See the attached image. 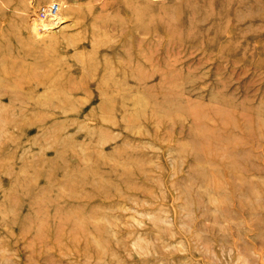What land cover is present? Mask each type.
I'll return each mask as SVG.
<instances>
[{
	"label": "rangeland",
	"instance_id": "obj_1",
	"mask_svg": "<svg viewBox=\"0 0 264 264\" xmlns=\"http://www.w3.org/2000/svg\"><path fill=\"white\" fill-rule=\"evenodd\" d=\"M0 26L30 52L0 66V264H264V0H0Z\"/></svg>",
	"mask_w": 264,
	"mask_h": 264
},
{
	"label": "bare ground",
	"instance_id": "obj_2",
	"mask_svg": "<svg viewBox=\"0 0 264 264\" xmlns=\"http://www.w3.org/2000/svg\"><path fill=\"white\" fill-rule=\"evenodd\" d=\"M51 6H52V3L49 4V5H47V6H44V9H43L44 10L43 12L46 15H47V13H49L51 15V17L50 18H47L46 17V19L37 17L38 21L37 20H33L32 21V30H29V31H31L32 33L33 32H35V33L38 32L39 30H38L37 26H39V25H40V27H43L42 28L43 31L47 30L46 28H48L49 31L56 30L55 27L58 26L57 25V22L60 21V19H61L60 22H63L64 18L57 11L59 9V7L56 9V12H53V14H51L50 13L51 12V8H50ZM179 8L181 9V7H179ZM40 10H41V8H40ZM180 12H181V10H180ZM198 21H199V18L196 20V24H197ZM53 22H56V24H54ZM60 22H58V23H60ZM196 24H194V25L196 26ZM0 28H1V26H0ZM44 28H45V30H44ZM224 28H225V31H226L227 30L226 29V25H225ZM35 35L37 36V34H35ZM228 35L230 36V32L227 30V34H226V37L227 38H229ZM180 38L182 40L183 36L180 37ZM10 46H11L10 50H8L5 53H3V54H5V56L2 55V57L0 58V66L4 65V63L7 62V63L10 64V65H8V66H10V69L12 67L13 68L14 67L17 68L18 65H20L19 64L20 62H22V61H28L27 58L30 55V52L28 50H24L21 45L13 46V44H10ZM12 51H13V53H12ZM14 51L20 52V54H16L17 56H15ZM134 54H135V51H134V53L130 54L131 57H132V59L131 60L127 59L125 63H123V62L118 63L119 61H117L116 64H109L108 63L106 65V67H108L107 73L105 72V74H106V78H105L106 86H109V88H110V85L122 84V83L126 84V81H127V83H130V82H128V80L131 81V82H135V74H134L135 72L134 71H132L131 73L128 72V67L131 65V63L134 62V60H133ZM127 62L130 63V65H127ZM25 64L28 65L27 67L24 66L25 69H27V72H29V68H31V69L38 68V61H34V60L31 61V60H29V62H27ZM132 68H133V70H135V67L134 66H132ZM4 72H6L7 74H9L10 71L7 68H5L4 69ZM6 81H7V78H6ZM125 89L127 90L126 92H122V91L117 90V92L115 93V96H117L118 98H123L122 96H127V98L135 99V89H134L133 85H129V87L128 88H125ZM114 91L115 90L111 91L110 94L113 95L114 94ZM150 106H152V105H150Z\"/></svg>",
	"mask_w": 264,
	"mask_h": 264
},
{
	"label": "built area",
	"instance_id": "obj_3",
	"mask_svg": "<svg viewBox=\"0 0 264 264\" xmlns=\"http://www.w3.org/2000/svg\"><path fill=\"white\" fill-rule=\"evenodd\" d=\"M50 8L52 9V11H54L55 8H56V4H54L53 7H50ZM41 11H42V14H43V11H44L43 8L41 9Z\"/></svg>",
	"mask_w": 264,
	"mask_h": 264
}]
</instances>
